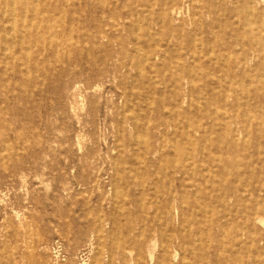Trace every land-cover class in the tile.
Wrapping results in <instances>:
<instances>
[{"label":"rangeland","instance_id":"1","mask_svg":"<svg viewBox=\"0 0 264 264\" xmlns=\"http://www.w3.org/2000/svg\"><path fill=\"white\" fill-rule=\"evenodd\" d=\"M191 1L0 0V264H164L174 228L168 264H264V208L250 242L236 204L264 181L242 159L257 145L243 115L255 133L264 21L240 23L264 0ZM227 27L254 44V79L204 57ZM179 55L193 76L177 86ZM227 117L244 154L211 149Z\"/></svg>","mask_w":264,"mask_h":264},{"label":"bare ground","instance_id":"2","mask_svg":"<svg viewBox=\"0 0 264 264\" xmlns=\"http://www.w3.org/2000/svg\"><path fill=\"white\" fill-rule=\"evenodd\" d=\"M194 1L195 0H192L191 3L194 2ZM250 1H253V0H250ZM250 1H249V3H250ZM13 4H14V1H13ZM180 6L181 5H179V4H174V6L172 7V13L177 12V14H180V12H179V9L181 8ZM262 8H263L262 13H260L259 15L256 16V15H254V13H251L252 12L250 10L251 8H249V10L246 11L244 9V6H241L240 8L237 9L239 11L235 10L233 15L234 16H238L243 11L244 12L246 11L244 13L245 14V18H244L243 22L240 21L241 24L249 25L251 23H259L260 20L264 21V5H263ZM167 16L168 15H166L165 17H167ZM170 18L171 19L173 18L172 14H171ZM253 18H254V21H253ZM240 28H242V27H240ZM240 28L237 27L236 29H234V28L233 29L232 28L229 29V27H227V29L224 30V34H223L224 37L220 38V43L222 44V47H221V45H217V42L214 43V44H211V45H210V42H209L210 47L207 50V54L204 57L208 56V57L212 58V62H214V64L211 67L217 69L218 71H223L224 70L228 74H232V73H235L237 71H241V73H243L244 75H247V78L254 79V78L251 77V73L253 71V68L250 67V59H251L250 57H251V54H252L251 53V51H252L251 49L255 50L254 44L252 42H250V41H246L244 38L241 37V35L239 33ZM215 34H216V32H215ZM147 43L150 44L149 42H147ZM177 45H178V43H177ZM183 46L184 45H182V48H183ZM237 46H241V49L239 51L237 50ZM183 57H184V55H179L178 56L179 61H178V63H176L183 69V71L181 73H177V74L173 75V77L175 76L174 80H175V84L177 86L180 83L179 82L180 79L181 80L182 79L187 80V79H190L193 76L192 73H191L193 71L191 65L188 66L184 62L183 63L181 62V59ZM200 57H202V56H200ZM202 60H204V59H198L199 62H201ZM205 62H209V61L205 60ZM172 66L174 67L175 64L172 65ZM221 68H223V69H221ZM210 75L211 76H215L214 74H210ZM215 77H212V81L216 80ZM208 82H210V79H208ZM154 83H155V81H154ZM191 83H193V82H191ZM256 92H258V90ZM261 96L264 97V95H261L259 92L256 95V98H257L256 100H258L259 103H258V106H255L256 107L255 108V118L257 120L256 132L255 133H253V130H251V128L248 126L250 121H251V118H253V116H254V115H252L253 112L247 113V111H244L246 113L243 116L248 117V119H249V120L246 119L245 121H249V123L246 126V128L243 130V136L245 137L243 140H247L246 139L247 137L254 138L257 141V145H255V147H254V149H255L254 155H249V156L245 155V156L242 157V159H243V165H248L249 164V166L250 165L251 166L255 165V167L261 166V168L263 169L264 168V143H261L260 140H259L260 138L262 140H264V106L263 105L260 106V104L264 103V101L260 100ZM145 98H146V96H145ZM222 98H220V100H223ZM237 102H241V101H237ZM200 108H201V106H200ZM236 119H237L236 117H227L225 123L224 122L220 123V125L224 126V128H223V131H221L219 133L220 137H219L218 142H214V141L212 142V144H211L212 151L213 150H218L219 148L222 147V144H224V145H229L232 148L234 153L237 152V153L244 154L243 153L244 145L241 144V142L239 140V138H241V136L238 135V133H239V130L237 129L238 128V124H237L238 122L235 124L234 128H232L228 124V121L229 122H233V121L236 122L237 121ZM209 130L211 132H214V133H216V131H217V129L214 128V127L209 128ZM190 132H192V130ZM205 134H206V132L204 133V135ZM253 134H255L256 136L253 137L254 136ZM204 137H206V136H204ZM251 138H249V139H251ZM139 143H141V142H139ZM162 149H163V147H162ZM208 169H209V167H208ZM167 172H169V171H167ZM241 174H243V173L242 172L238 173L236 171V169H223V170H220L217 173L216 177H222V178L225 177L226 179L224 178L223 180H225L227 182H233L235 180H238L241 183L246 184L247 180L244 179V176L241 175ZM247 175H248V173H247ZM255 176H256L255 172H252L249 175V178H255ZM222 190H224V191L226 190L227 191L226 193H228V192H230L231 188H228V189L225 188V189H222ZM236 191H239V190H235V192ZM258 193H263L262 194L263 197L259 198L258 197ZM253 195H255V197H253L254 200H255V203H253L252 199H250V200L247 199V200H249V201H247L244 197H240V196L237 197V199H236L237 206H242L244 208V210H243L244 211L243 212L244 216L243 217L245 218V225H244L243 230H241V233H242V235H245L250 242H254V240H255L254 235H252V233H254V232H251V231H256L257 230L256 225H255V221L260 218V214H259V210L260 209L258 208V204H259L258 202H260L262 207L264 208V181L259 186L256 185V187L253 189ZM169 215L172 216V213L170 211H169V213L167 212V214H164V217H167ZM155 219L159 220L160 218H158V216H156ZM182 222H184V221L182 220ZM191 222H192V219H191ZM263 223H262V225H264ZM144 227H145V225H144ZM129 229H130V231H132L133 230V226L132 227L129 226ZM174 231L175 232H174L173 236L169 237L170 239L167 240L168 242L163 245V254L159 257V261H161V262L163 261L164 264H168V263L171 262V254H172L171 249L176 251L177 246H179V247L182 246V244L178 243V241L179 242L181 241L180 238H182L181 235H180V229L174 228ZM185 236H186V234H185ZM148 238L149 237H147V240H148ZM261 239H264V237L261 238ZM238 242H239V245H240L243 242V240L241 238H239V241H237L236 238H235L234 244L238 243ZM154 247H156V241L154 242ZM142 252H143V249H140V253H142ZM96 262H94V263H96Z\"/></svg>","mask_w":264,"mask_h":264}]
</instances>
